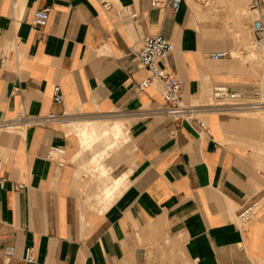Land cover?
<instances>
[{
  "label": "crops",
  "instance_id": "1",
  "mask_svg": "<svg viewBox=\"0 0 264 264\" xmlns=\"http://www.w3.org/2000/svg\"><path fill=\"white\" fill-rule=\"evenodd\" d=\"M106 1L0 0V124L58 115L0 127V264H264V122L208 101L216 85L262 93L264 62L233 54L258 46L253 29L233 34L244 0H219V14L211 11L218 0H183L178 11ZM41 8L49 18L37 27ZM251 11L244 23L252 26L264 19V0L261 13ZM156 34L174 44L162 65L184 81L192 118L156 114L162 83L139 86L149 74L132 49ZM107 120L123 121L126 134L85 142L75 130ZM128 137L118 165L110 150ZM97 192L99 203L90 200ZM27 247L35 263L25 262Z\"/></svg>",
  "mask_w": 264,
  "mask_h": 264
},
{
  "label": "built area",
  "instance_id": "2",
  "mask_svg": "<svg viewBox=\"0 0 264 264\" xmlns=\"http://www.w3.org/2000/svg\"><path fill=\"white\" fill-rule=\"evenodd\" d=\"M262 0H247L249 8L260 11L261 13ZM183 0H153V6H159L164 3L166 6L171 7L174 11L181 8ZM104 5H109L108 1L104 0ZM49 18V9L41 8L34 11L33 24L37 27L46 25ZM254 43L264 49V19L260 15L259 18L253 22ZM174 50V44L163 34L150 35L142 39L136 49H132V53L137 59L138 63L147 69L148 77L139 83L140 88L144 89L149 86L153 81L162 83L164 106L155 111L156 114H161L166 117H172L177 120L192 118L196 106L185 105L182 101V88L184 81L178 78L173 73L169 72L162 62ZM225 52H217L215 58L222 57ZM3 59L4 57L1 56ZM264 81V74L262 75ZM259 95L256 93L254 96ZM254 96L247 95L240 91L232 90L224 85H216L212 89L213 103L210 107L213 108H229L234 110H253L264 108L263 100H251ZM53 99L56 103L63 102L62 89L59 85L53 88ZM153 112V114H155ZM55 113H49L45 116H20L12 121H5L0 124V127L13 131L18 125H38L46 124L52 119L57 118ZM204 126V121H200ZM23 184H18L17 189L23 188ZM257 202L245 206L239 212L241 221L250 220L253 216ZM24 260L27 263H35V249L34 247H27L24 251Z\"/></svg>",
  "mask_w": 264,
  "mask_h": 264
},
{
  "label": "rangeland",
  "instance_id": "3",
  "mask_svg": "<svg viewBox=\"0 0 264 264\" xmlns=\"http://www.w3.org/2000/svg\"><path fill=\"white\" fill-rule=\"evenodd\" d=\"M217 0H215L216 2ZM244 3V6L243 7H240V9H238V13H236V18L238 19H242L243 17L245 19H247L249 16L250 18L252 17V14H254L251 9L249 8L248 6V2L247 0H244L243 1ZM220 4H222V2H220L219 0L213 5V7H211V11L214 12V13H217L219 14L221 11H222V7H220ZM235 17L231 16V19L233 21V19H235ZM245 19H243L244 21L241 23V26H235V24L233 25L232 27V30H233V34L235 36H246L247 34H250L252 32V29H253V25L251 26L249 23H244L245 22ZM252 21V19H250V22ZM250 36V35H249ZM253 41L254 42V39L253 37L249 39V41ZM250 43V42H248ZM245 51L243 53H240L238 50L234 51V55L236 56H239L240 58H242V61L243 62H250V63H253L255 60L257 61V59H259V61L261 62V64L263 65V62H264V49H262L261 47H258V46H249V45H245ZM260 66V65H259ZM251 100H263L264 101V87L262 89V93L257 95V96H254L253 98H250ZM208 101H212L213 102V99L210 98ZM251 114L252 115H255V116H258L262 119H264V108L262 109H253L251 110ZM77 132H79L80 134V129L79 128H76L75 129ZM262 137H264V130L262 131ZM101 143L100 142H96V146L97 147H101ZM258 145V150H261L263 148L264 150V140H261V142ZM117 146H119L118 148H116V146L114 148H112L110 151L113 152V155L116 153V161H117V164L119 163H122V157L124 155H128L129 153V146H130V140H129V137L127 139L124 140V138H121L118 143H117ZM119 149V150H118ZM112 155V157H113ZM261 157V156H260ZM94 163V162H93ZM118 164V165H119ZM103 192H97L95 195H91L92 199H90L91 201H95L97 203H99L100 201H98L96 199L97 195L98 194H102ZM86 195L88 196L89 198V193H86Z\"/></svg>",
  "mask_w": 264,
  "mask_h": 264
},
{
  "label": "bare ground",
  "instance_id": "4",
  "mask_svg": "<svg viewBox=\"0 0 264 264\" xmlns=\"http://www.w3.org/2000/svg\"><path fill=\"white\" fill-rule=\"evenodd\" d=\"M219 110H221V109H219ZM263 122H264V119H263ZM83 125H84L83 127L77 126V128L80 129L81 135L84 138L85 142L89 141L90 139L95 138L96 136L98 137L104 133L106 134L109 132L112 133V135H114L116 138L126 134L124 131L123 121H121V120H107L104 122V126H99L93 122L85 123ZM117 194H119V193H117Z\"/></svg>",
  "mask_w": 264,
  "mask_h": 264
}]
</instances>
